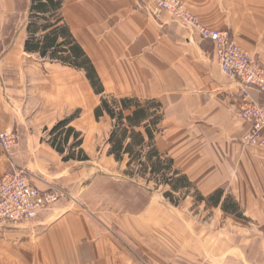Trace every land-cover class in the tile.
I'll list each match as a JSON object with an SVG mask.
<instances>
[{
  "label": "crops",
  "instance_id": "0c3cea01",
  "mask_svg": "<svg viewBox=\"0 0 264 264\" xmlns=\"http://www.w3.org/2000/svg\"><path fill=\"white\" fill-rule=\"evenodd\" d=\"M58 1L62 23L92 63L104 95L156 101L157 151L171 158L203 197L216 191L223 193L221 202L229 197L240 217L198 203L192 191L190 198L207 221L193 211L185 220L177 207L153 195L140 209H83L81 179L74 175L85 162H62L46 129L83 110L71 123L82 134V149L88 156V132L80 124L86 112L95 126L103 125L107 154L111 121L94 118L101 95L83 71L25 53L30 0H0V131L14 130L18 138L9 157L0 147V178L13 165L39 190L56 185L79 198L78 208L63 201L34 221L0 225V264H177L166 241L175 246L179 231L189 240L205 236L207 243L196 244L197 252H216L217 264H256L249 259L250 246L247 256L246 248L219 238L234 220L264 235L263 153L240 145L250 125L238 117L244 96L263 97L224 76L209 41L168 13L153 15L147 0ZM180 1L204 26L227 31L264 66V0Z\"/></svg>",
  "mask_w": 264,
  "mask_h": 264
},
{
  "label": "trees",
  "instance_id": "16d2710c",
  "mask_svg": "<svg viewBox=\"0 0 264 264\" xmlns=\"http://www.w3.org/2000/svg\"><path fill=\"white\" fill-rule=\"evenodd\" d=\"M60 9L61 2L58 0H30L26 27L28 36L23 51L85 73L93 92L101 95L94 109L95 120L106 116L112 124L106 142L109 147L106 155L119 165H124L122 175L137 183L141 181L146 186L153 183L155 189L166 188L163 197L174 207H178L179 200L190 196L192 191L198 203L215 208L220 206L222 211L240 217L236 204L229 197L221 202V191L203 197L187 177L175 169L173 160L157 151L155 137L159 133L161 107L156 101L104 95L92 63L62 23ZM78 117L79 112H75L46 130L48 143L64 163L89 160L82 149V134L71 125Z\"/></svg>",
  "mask_w": 264,
  "mask_h": 264
},
{
  "label": "built area",
  "instance_id": "2783aa9c",
  "mask_svg": "<svg viewBox=\"0 0 264 264\" xmlns=\"http://www.w3.org/2000/svg\"><path fill=\"white\" fill-rule=\"evenodd\" d=\"M153 5V15L168 13L176 22L209 41L221 73L245 88H251L263 97L262 101L242 98L238 109L240 120L250 125L249 131L240 139V145L263 152L264 159V66L248 51L237 45L227 31L204 26L197 16L188 12L180 0H147ZM14 130L0 131V147L7 157L17 145ZM56 185L39 190L30 183L23 169L10 165L0 178V225L30 222L53 207L64 196Z\"/></svg>",
  "mask_w": 264,
  "mask_h": 264
},
{
  "label": "rangeland",
  "instance_id": "374dc122",
  "mask_svg": "<svg viewBox=\"0 0 264 264\" xmlns=\"http://www.w3.org/2000/svg\"><path fill=\"white\" fill-rule=\"evenodd\" d=\"M75 112H79L80 114L83 110L76 109L72 114ZM82 115L83 119L80 124L85 132L89 134H87L86 145L84 147L88 152L89 160L81 165H77L76 174L74 175V177L81 179L82 190L79 198L82 199L80 200L82 202L80 204L82 208L91 211L92 209L99 210L108 207L117 208L120 205L127 209H140L142 205H146L148 199L152 197L151 195L156 200L170 205L163 198V193L167 191L166 188L159 187L155 189L153 183L146 186L141 181L137 183L122 175V172L125 170L124 165H119L112 157L106 156L105 145L103 143L104 139H102L101 133L103 125L95 126L93 120L89 121L87 118L86 112ZM90 133L93 134L94 138H91ZM62 190L65 195L58 203L65 201L70 203V206L78 208V194L74 196L67 189L62 188ZM192 198L189 196L187 202H184V199L179 200V205L176 208L179 215L185 218L186 215H191L193 211L194 215H200L199 221H201V218H203V221H207L209 216L203 213L201 209L195 208L197 206L194 205ZM221 223L223 222L221 221ZM238 224L244 227H240ZM247 226L246 222L232 221L230 226L224 230L225 236H220L219 241L222 242L224 240L226 243L230 241V245L242 250L246 248L245 254L247 256L249 255L247 247L249 248L250 246L251 252L249 259L251 261L255 259L256 264H264V235L253 233L250 231L252 228H248ZM206 241L207 238L205 236H198V238L193 236L189 240L186 235L179 231L175 246L172 244V240L171 242L167 240L166 243L170 244V252L172 255L175 254L177 264H217L216 252H212V250L197 252L196 244L207 243ZM216 241L217 238L212 240V242ZM189 245L190 250H188ZM172 246H174V249Z\"/></svg>",
  "mask_w": 264,
  "mask_h": 264
}]
</instances>
